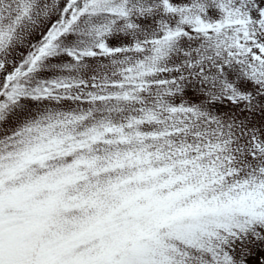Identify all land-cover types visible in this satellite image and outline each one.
Segmentation results:
<instances>
[{"label":"snow or ice","instance_id":"1","mask_svg":"<svg viewBox=\"0 0 264 264\" xmlns=\"http://www.w3.org/2000/svg\"><path fill=\"white\" fill-rule=\"evenodd\" d=\"M0 264H264V0H0Z\"/></svg>","mask_w":264,"mask_h":264}]
</instances>
